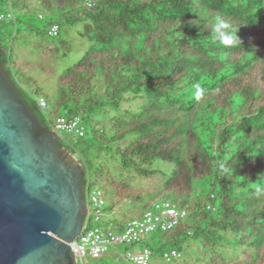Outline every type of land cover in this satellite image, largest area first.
<instances>
[{"label": "trees", "instance_id": "16d2710c", "mask_svg": "<svg viewBox=\"0 0 264 264\" xmlns=\"http://www.w3.org/2000/svg\"><path fill=\"white\" fill-rule=\"evenodd\" d=\"M39 8L42 34L56 23L60 45L69 28L93 45L57 77L52 101L30 78L32 87L22 82L8 53L18 22L34 28L16 17L30 16L28 0H0V23L14 29L0 33V71L41 126L53 124L50 106L84 121L77 145L58 144L78 155L83 196L98 189L103 156L145 178L159 172L156 161L173 164L145 207L169 201L190 219L141 243L154 255L189 242L229 245L251 250L249 264H264V0H41ZM217 17L238 30L240 44L214 38ZM129 100L144 102L122 110ZM107 110L114 113L108 128L97 118ZM119 186L123 199L146 198ZM118 204L105 203L104 211Z\"/></svg>", "mask_w": 264, "mask_h": 264}, {"label": "water", "instance_id": "95a60500", "mask_svg": "<svg viewBox=\"0 0 264 264\" xmlns=\"http://www.w3.org/2000/svg\"><path fill=\"white\" fill-rule=\"evenodd\" d=\"M0 71V264H76L86 204L74 156Z\"/></svg>", "mask_w": 264, "mask_h": 264}, {"label": "rangeland", "instance_id": "374dc122", "mask_svg": "<svg viewBox=\"0 0 264 264\" xmlns=\"http://www.w3.org/2000/svg\"><path fill=\"white\" fill-rule=\"evenodd\" d=\"M11 1L15 6L17 0ZM37 1L38 0H30L31 8H29V10L32 11L30 16H16L20 22H23V24H30L36 30L43 28V22L40 21L37 16L40 12V8L35 6L37 5ZM32 2L34 5H32ZM1 13L4 14L2 11ZM4 16L6 15L4 14ZM17 27L19 29L18 32L22 35L28 34V28L20 25L19 22L17 23ZM34 29L33 31H35ZM5 32H14L13 24L0 23V33L2 34ZM76 32V30H72L69 38L67 35L63 34L61 40L66 42L67 45L62 46L58 40L51 41L45 34H42L40 30L38 33L39 35L35 34V32L32 36L25 35L28 41L27 47L24 46V43H12L10 45L13 47L12 52L8 50V53L10 54L11 65L14 72L16 74L20 73L23 76V78H21L22 82L32 87L31 81L27 80L30 78L32 82L34 81L39 91L48 95L53 101L57 96V77L64 70L77 63L83 54L93 45L89 39L77 36ZM73 35H75V37ZM24 37H22V39ZM6 43L8 45L10 44L8 41H6ZM101 89L102 85L99 81L98 90ZM143 102V100L123 101L120 108L125 111L135 112ZM47 109L51 113L52 121L55 120L57 115L67 117V110L63 106L55 111V113L51 111V106ZM105 113V115H98L97 118L102 124H105L103 127L108 128V121L114 113L109 110ZM115 115L121 116L122 113H115ZM63 137L69 144L77 145L78 139L73 134L63 133ZM74 156L79 160L78 155ZM98 166L101 171L98 177V189L101 190L107 204L110 202L119 203L113 212L105 218V220L113 226V230L118 228L113 224V221L124 224L131 219L140 218L145 211L149 210V208L145 207V203L149 201L147 200L149 195L154 193L158 187L162 185L173 168V164L158 160L155 162L154 168L159 172L152 177L145 178L138 177L130 172L122 171L117 162L108 157H101L98 161ZM121 183L127 184L124 191L139 193L142 194V196H146V198L138 201L123 199L121 196L122 191L119 189V184ZM115 192H118V194H115ZM123 215H126V217L124 218ZM108 223L106 224L108 225ZM229 237H231V235H229ZM143 246L144 244L138 243L133 246L117 245L109 247L107 252L102 256L103 259H101L100 262L103 264H129L124 258L127 252H138ZM171 248L174 247L172 245H167L163 247L162 250L169 251ZM161 253L162 251L155 254L156 258L152 259V264H249L253 262L251 260V250L232 248L229 245H224L221 248H212L206 245L189 242L188 244H184L181 248V259L169 263L160 259ZM116 258H120L119 262L116 261ZM86 259L93 263L98 262L96 258L90 256ZM201 260L203 263L200 262Z\"/></svg>", "mask_w": 264, "mask_h": 264}, {"label": "built area", "instance_id": "2783aa9c", "mask_svg": "<svg viewBox=\"0 0 264 264\" xmlns=\"http://www.w3.org/2000/svg\"><path fill=\"white\" fill-rule=\"evenodd\" d=\"M4 19V14L0 13V22ZM58 31L59 25L51 24L46 31L47 38L55 41ZM37 102L41 110L46 108L47 104L43 98H38ZM50 128L60 137V140L67 143L63 133H71L77 139L82 138L85 135L86 125L80 116L71 118L59 116L55 118ZM85 200L86 215L80 233L69 243L76 264H101L90 262L86 258L90 256L99 260L109 247L133 246L149 239L155 233L167 232L177 224L190 219V212L187 209L166 201L145 211L140 218L131 219L113 230V226L105 220L107 217L104 211L106 201L102 192L97 188L93 189ZM154 257L152 249L144 245L138 252H127L124 258L129 264H151ZM181 257L182 253L178 249L171 248L169 251H162L160 259L169 263L178 261ZM116 260L119 262L120 258H116Z\"/></svg>", "mask_w": 264, "mask_h": 264}, {"label": "clouds", "instance_id": "9594fccd", "mask_svg": "<svg viewBox=\"0 0 264 264\" xmlns=\"http://www.w3.org/2000/svg\"><path fill=\"white\" fill-rule=\"evenodd\" d=\"M237 31L232 26L220 19L216 18L213 24L214 38L218 39L225 46H235L240 44V39L237 35Z\"/></svg>", "mask_w": 264, "mask_h": 264}, {"label": "crops", "instance_id": "0c3cea01", "mask_svg": "<svg viewBox=\"0 0 264 264\" xmlns=\"http://www.w3.org/2000/svg\"><path fill=\"white\" fill-rule=\"evenodd\" d=\"M40 2H41V0H38L37 2H36V4L37 5H35L36 7H39V5H40ZM28 3H29V8H31V3H30V0H28ZM32 5H34L33 4V2H32ZM31 11V10H30ZM34 29V28H33ZM33 29L31 28V29H27L28 31H27V33L28 34H21V33H19V35H18V37L15 39V41L13 42V43H24V46H26L27 47V37L25 36V35H29V36H32L33 34H34V32H35V34H38L39 33V30H36V29H34L35 31H33ZM72 30H76L75 28H69V29H67V32H66V34L65 35H67V37L69 38L70 37V34H71V31ZM19 31V30H18ZM33 31V32H32ZM77 32H76V34H77V36H79V34H78V30H76ZM39 35V34H38ZM25 36V37H24ZM74 37H75V35H73ZM22 37H24L23 39H22ZM80 37V36H79ZM81 38H84V37H81ZM73 39V38H72ZM62 45H67L66 44V42H64L63 40H62V44H61V46ZM25 47V48H26ZM67 47V46H66ZM12 48L13 47H11V49H10V52H12ZM108 216V215H107ZM123 217L125 218L126 217V215H123ZM154 258H156V257H154ZM101 259H103V257L102 258H100L99 260H98V262L99 263H101V264H103L102 262H100L101 261ZM117 261V260H116ZM118 262V261H117ZM151 264H152V262H151Z\"/></svg>", "mask_w": 264, "mask_h": 264}, {"label": "flooded vegetation", "instance_id": "af4514ba", "mask_svg": "<svg viewBox=\"0 0 264 264\" xmlns=\"http://www.w3.org/2000/svg\"><path fill=\"white\" fill-rule=\"evenodd\" d=\"M38 121V120H37ZM39 122V121H38ZM41 125V124H40ZM42 127H45V126H42ZM45 128H47L48 129V131H53L51 128H50V126H47V127H45ZM59 144V143H58ZM59 150V149H58ZM61 151V150H60ZM74 158H75V156H74ZM75 161H76V163H77V170H79V186H80V189H81V177H82V169H81V166H80V162L75 158ZM84 199H85V197H84ZM85 201V204H86V200H84ZM84 217L85 216H83L82 217V224H83V221H84Z\"/></svg>", "mask_w": 264, "mask_h": 264}]
</instances>
